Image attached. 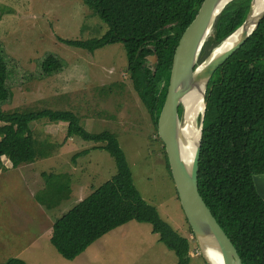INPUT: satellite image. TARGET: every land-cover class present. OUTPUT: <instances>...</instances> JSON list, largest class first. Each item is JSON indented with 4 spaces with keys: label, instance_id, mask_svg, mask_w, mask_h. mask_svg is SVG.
Here are the masks:
<instances>
[{
    "label": "trees",
    "instance_id": "trees-1",
    "mask_svg": "<svg viewBox=\"0 0 264 264\" xmlns=\"http://www.w3.org/2000/svg\"><path fill=\"white\" fill-rule=\"evenodd\" d=\"M107 30L90 44L61 40L90 52L115 43L126 51V73L149 124L147 138L161 146L157 120L165 100L174 50L192 21L200 0H82ZM250 0H234L216 20L197 64L244 21ZM48 73L56 56L48 53ZM155 56L154 65L148 57ZM121 89V87H119ZM6 66L0 56V169L2 157L13 167L57 156L69 138L101 143L114 160L116 173L105 183L55 219L49 241L65 260H73L104 234L130 221L148 223L158 240L176 256V264H189L194 241L190 226L182 236L161 220L136 189L130 166L118 140L109 131L91 133L69 111L3 112L10 100ZM206 111L200 140L198 192L236 248L243 264H264V197L254 176L264 175V18L250 38L212 74L206 88ZM41 120L66 123L58 141L42 131ZM144 122V121H143ZM148 126V125H147ZM144 135V134H143ZM145 136V135H144ZM146 137V136H145ZM88 150L75 154L72 161ZM171 174V173H170ZM43 187L36 201L50 210L69 199V173H41ZM187 221V220H186ZM2 264H26L10 258Z\"/></svg>",
    "mask_w": 264,
    "mask_h": 264
},
{
    "label": "rangeland",
    "instance_id": "rangeland-1",
    "mask_svg": "<svg viewBox=\"0 0 264 264\" xmlns=\"http://www.w3.org/2000/svg\"><path fill=\"white\" fill-rule=\"evenodd\" d=\"M106 30L82 0H0V56L11 94L1 109L7 113L69 111L85 130L114 134L142 199L173 230L187 236V221L162 146L147 138L151 127L148 130L147 114L126 73L124 46L118 42L90 52L61 41L90 44ZM60 49L68 53V59L60 56ZM48 53L57 61L46 73ZM196 121L199 123L198 118ZM66 126L41 120L36 132L60 141ZM100 145L69 138L57 156L16 167L2 157L0 264L10 258L26 264H176L175 254L159 242L148 223L130 221L104 234L71 261L62 258L50 243L55 219L116 173L110 155L93 148ZM84 150L88 152L72 161ZM51 172L69 173L72 192L68 200L48 210L36 201L35 194L43 187L41 173ZM254 183L264 197V175L254 176ZM190 246L189 264H206L195 252L196 243Z\"/></svg>",
    "mask_w": 264,
    "mask_h": 264
},
{
    "label": "water",
    "instance_id": "water-1",
    "mask_svg": "<svg viewBox=\"0 0 264 264\" xmlns=\"http://www.w3.org/2000/svg\"><path fill=\"white\" fill-rule=\"evenodd\" d=\"M232 1L234 0L199 1L192 21L180 36L174 50L166 96L157 120V134L166 152L180 206L190 226L199 253L206 264L243 263L236 248L198 192V163L206 111V89L197 127V145L194 148L191 162H188L186 158L188 154L186 146L191 149L193 145L188 143L185 146L181 142V136L186 126H184L185 120L180 101L192 80L205 81L207 88L216 69L250 38L264 18V7L258 11L259 0H250L249 9L242 24L197 64L200 52L216 20ZM236 32H239V37L222 52L213 55L214 51ZM147 60L152 61L151 65H154L157 58L149 56ZM215 253H218L219 258Z\"/></svg>",
    "mask_w": 264,
    "mask_h": 264
},
{
    "label": "bare ground",
    "instance_id": "bare-ground-1",
    "mask_svg": "<svg viewBox=\"0 0 264 264\" xmlns=\"http://www.w3.org/2000/svg\"><path fill=\"white\" fill-rule=\"evenodd\" d=\"M258 11H260L264 7V0L258 1ZM239 37V32L234 33L230 38L225 40L223 44L218 47L214 53L217 54L219 52H222L226 47H228L231 43H233L237 38ZM206 89V83L205 81H196L192 80L188 86V90L184 93V95L181 98V108L184 115V126L186 128L184 129L183 135L181 136V142L186 146L188 143L192 144L193 147L190 149L189 146H186V149L188 151L187 156L188 162L192 161L193 158V151L195 146L197 145L198 140V133H197V127L198 122L196 121L197 118H200V115L202 113L203 109V95L204 90ZM187 124V125H186ZM185 150V149H184ZM218 256V253H215Z\"/></svg>",
    "mask_w": 264,
    "mask_h": 264
},
{
    "label": "crops",
    "instance_id": "crops-1",
    "mask_svg": "<svg viewBox=\"0 0 264 264\" xmlns=\"http://www.w3.org/2000/svg\"><path fill=\"white\" fill-rule=\"evenodd\" d=\"M61 51H62V53H63L64 55L61 54ZM59 53H60V56H62L63 58L66 57V58L68 59V53H67L66 51L60 49V50H59ZM65 54H67V55L65 56ZM92 73H93V72H92ZM92 73H90V74H92ZM70 176H71V175H70ZM82 199H83V198H82Z\"/></svg>",
    "mask_w": 264,
    "mask_h": 264
},
{
    "label": "clouds",
    "instance_id": "clouds-1",
    "mask_svg": "<svg viewBox=\"0 0 264 264\" xmlns=\"http://www.w3.org/2000/svg\"><path fill=\"white\" fill-rule=\"evenodd\" d=\"M195 252H196V253H199V250H196V249H195Z\"/></svg>",
    "mask_w": 264,
    "mask_h": 264
}]
</instances>
